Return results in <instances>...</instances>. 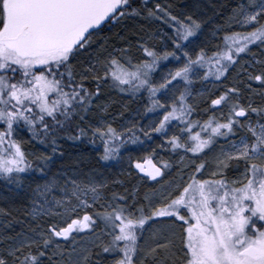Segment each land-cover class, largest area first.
I'll return each mask as SVG.
<instances>
[{"label":"snow or ice","instance_id":"snow-or-ice-1","mask_svg":"<svg viewBox=\"0 0 264 264\" xmlns=\"http://www.w3.org/2000/svg\"><path fill=\"white\" fill-rule=\"evenodd\" d=\"M174 9L0 0V264H264V0H239L209 33ZM141 17L167 30L125 35ZM117 25V40L97 38ZM106 90L154 119L118 123ZM62 136L99 142L95 166L51 173ZM157 137L170 159L128 156L141 184L118 191L98 171Z\"/></svg>","mask_w":264,"mask_h":264},{"label":"rangeland","instance_id":"rangeland-1","mask_svg":"<svg viewBox=\"0 0 264 264\" xmlns=\"http://www.w3.org/2000/svg\"><path fill=\"white\" fill-rule=\"evenodd\" d=\"M220 0H193L188 6L189 9H183L185 11L187 10H193L197 13V15L200 16L202 20H204L207 23V28L205 29L206 33H209L210 30L215 27L216 24L221 23L222 19L229 15L232 11V8L235 7V5L239 2L237 1L233 7L227 10H222L219 8ZM195 5H199V7H194ZM209 18H211V22L209 21ZM151 25V28L146 29V32H152L156 31L160 28L166 27L162 25L160 22H154L148 23ZM199 87V85H198ZM208 87H212V85H208ZM101 103L107 102L110 103L111 109L115 110L120 113H122V116L117 117V122H121L128 119H136L137 122L147 124L151 119H154L152 115L148 116V119H145L144 121H140L139 117H136L135 110L140 107L141 111H143V106L139 104V102L129 99L126 95H121L115 92L109 93L108 90H106L105 96L101 97ZM25 138L27 139V135H25ZM143 139V138H142ZM160 144V139L154 138L151 141H146L144 143L143 148H139L138 145L129 144L127 147L131 149L129 153L123 154V161L117 162L116 160H110V161H100L98 166V171L103 172L105 176H107L110 180H120L119 176L121 174H124L125 176L132 177V173L130 171V165L128 162V156L131 155L133 159H138L140 157L145 156L148 152L152 151L153 149H156L157 152V158H163L165 160L170 159L169 155L166 151L159 149L157 146ZM28 149L36 154H46V155H52L51 147H49L47 144H42L40 142L38 143H30L28 144ZM97 151H102V146L99 145V142L97 144H92L89 142V138H81L80 140H70L66 136H62L61 139L58 141V148L57 152L54 154V162L49 167L51 168V173H56L58 171H61L66 166L74 165L76 160L84 156L88 159H90L95 166V158L97 156ZM63 154V155H61ZM172 175H176L175 172L172 173ZM37 182L42 183L43 181L38 179L39 174H36ZM171 178V177H169ZM142 181L140 180V177L136 179V182L134 184H141ZM133 184V185H134ZM132 184H125L124 186H130ZM120 185L117 186L118 191H123L120 188H118ZM122 187V186H121ZM7 193V189L4 188L3 183H0V194ZM4 201H0V204H3ZM18 206L22 207V203L18 204ZM22 216V215H21ZM20 220H23V216ZM18 224V230L23 226L20 223Z\"/></svg>","mask_w":264,"mask_h":264},{"label":"trees","instance_id":"trees-1","mask_svg":"<svg viewBox=\"0 0 264 264\" xmlns=\"http://www.w3.org/2000/svg\"><path fill=\"white\" fill-rule=\"evenodd\" d=\"M193 0H165V2H169L175 5V11H180L184 9L185 5H189ZM239 0H220L219 8L222 10L230 9L234 6V4ZM152 21H145L142 17L136 18L135 20H128L126 21V27L127 31L124 33L125 35H128L130 38H134L135 35L142 34L143 32H146V29L151 28V25L148 23H151ZM121 26L117 25L115 27L113 26H105L103 33L98 34V39H103L104 36H107L108 41L111 43L112 41L117 40L116 33L121 31ZM38 143L39 141H33L32 143ZM139 176L132 173V177L125 176L124 174H121L119 176L120 180L125 181V184H134L136 182V179ZM118 186V185H117ZM129 187V186H124ZM121 190H123V186H119ZM21 215L17 214V218L20 220ZM17 222L13 221V226L18 230V224Z\"/></svg>","mask_w":264,"mask_h":264}]
</instances>
